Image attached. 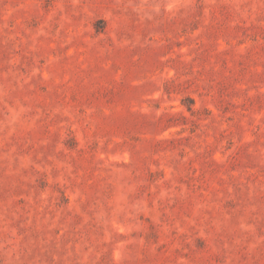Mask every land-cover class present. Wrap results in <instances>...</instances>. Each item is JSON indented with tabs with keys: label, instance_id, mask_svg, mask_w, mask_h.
Here are the masks:
<instances>
[{
	"label": "rangeland",
	"instance_id": "1",
	"mask_svg": "<svg viewBox=\"0 0 264 264\" xmlns=\"http://www.w3.org/2000/svg\"><path fill=\"white\" fill-rule=\"evenodd\" d=\"M0 264H264V0H0Z\"/></svg>",
	"mask_w": 264,
	"mask_h": 264
}]
</instances>
